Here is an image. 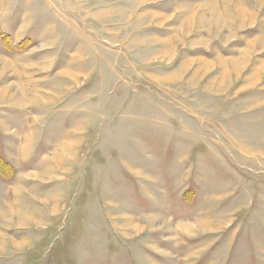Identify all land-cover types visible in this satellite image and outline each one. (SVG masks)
Returning a JSON list of instances; mask_svg holds the SVG:
<instances>
[{"label":"rangeland","instance_id":"374dc122","mask_svg":"<svg viewBox=\"0 0 264 264\" xmlns=\"http://www.w3.org/2000/svg\"><path fill=\"white\" fill-rule=\"evenodd\" d=\"M0 264H264V0H0Z\"/></svg>","mask_w":264,"mask_h":264}]
</instances>
